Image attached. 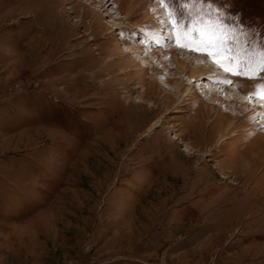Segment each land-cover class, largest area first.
<instances>
[{
  "label": "rangeland",
  "instance_id": "374dc122",
  "mask_svg": "<svg viewBox=\"0 0 264 264\" xmlns=\"http://www.w3.org/2000/svg\"><path fill=\"white\" fill-rule=\"evenodd\" d=\"M223 8L0 0V264H264V0Z\"/></svg>",
  "mask_w": 264,
  "mask_h": 264
},
{
  "label": "bare ground",
  "instance_id": "6f19581e",
  "mask_svg": "<svg viewBox=\"0 0 264 264\" xmlns=\"http://www.w3.org/2000/svg\"><path fill=\"white\" fill-rule=\"evenodd\" d=\"M132 4H133V2H132ZM112 13H116V12H112ZM156 35L160 36V42L161 43L159 45H167L168 44V40L166 39L165 34H162L160 30H157ZM125 51H126V53H130L132 50L130 48H125ZM191 54H189L187 51H185V49H184V51L179 50V52L177 53V55L173 59L174 63L176 64V69H177L176 75L178 76L177 79H179L181 82L183 81V76L186 75L188 72L187 67H188V65H190V63H196L194 68L192 69L193 74H192L191 79L194 77L199 78L201 75H204L206 72L210 71L214 67L210 63L205 64V61H206L205 58H202V57L197 58L195 56H192ZM181 56H182V58H180ZM219 72L220 71H218V72L214 71L212 73L213 77L215 79H221V81H223L222 85L228 83L229 77L227 75H225V73H219ZM170 90L172 91L173 94L178 95V97L180 95H182L180 87L175 88V90H173V89H170ZM245 90H248V89L245 87ZM186 95H188V94H186ZM233 95L234 94L231 95L232 100H234ZM255 102L256 101H254L253 104H255ZM243 103H248V102H243ZM258 103H260V102H258ZM262 106L264 107V104H262ZM259 113H262L261 109H260Z\"/></svg>",
  "mask_w": 264,
  "mask_h": 264
},
{
  "label": "snow or ice",
  "instance_id": "6c2138e0",
  "mask_svg": "<svg viewBox=\"0 0 264 264\" xmlns=\"http://www.w3.org/2000/svg\"><path fill=\"white\" fill-rule=\"evenodd\" d=\"M162 2H163V0H162ZM173 2L176 3L177 0H173ZM226 2H227V0H223V2H222V0H216L217 17H219L223 12L226 11L229 13V15H231L233 20H239L240 18L238 16H236L235 13H233L231 11V9L223 8V3H226ZM196 4L203 6L205 4V0H193V6H195ZM206 6L209 7L210 9L213 7L212 3H208ZM187 7H188V5L185 4L182 8H179L177 10L181 23H184V21H185V10L187 9ZM196 16H200V13L197 12ZM189 19L190 20L195 19V17L189 16ZM209 19H210V17H209ZM259 56H260V61L258 64V68L261 72H264V41H261V43H260ZM249 59H251V58H249ZM241 63H243V61H241ZM248 67H250V65L246 64L245 68H248ZM262 78H264V77H262ZM262 87H264V86H262Z\"/></svg>",
  "mask_w": 264,
  "mask_h": 264
}]
</instances>
